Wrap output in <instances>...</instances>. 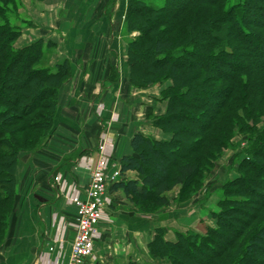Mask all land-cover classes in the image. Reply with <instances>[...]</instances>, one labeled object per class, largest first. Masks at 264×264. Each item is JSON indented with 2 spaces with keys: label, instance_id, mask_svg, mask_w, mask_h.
I'll return each mask as SVG.
<instances>
[{
  "label": "trees",
  "instance_id": "trees-1",
  "mask_svg": "<svg viewBox=\"0 0 264 264\" xmlns=\"http://www.w3.org/2000/svg\"><path fill=\"white\" fill-rule=\"evenodd\" d=\"M21 8L22 0H0V237L14 204L19 154L49 140L71 73L67 60L47 65L51 43L15 47L28 25ZM121 31L136 34L125 41L129 85L167 84L159 99L164 111L150 123L169 139L135 133L131 154L118 161L122 179L109 192L121 191L147 214L155 212L141 207H167L176 188V202H186L235 132L245 133L237 177L223 185L211 214L215 228L203 236L174 232L173 242L165 228L155 229L148 255L161 264H264V189L257 188L264 186V0H126ZM178 121L182 128L173 125ZM128 172L137 178L127 180Z\"/></svg>",
  "mask_w": 264,
  "mask_h": 264
},
{
  "label": "crops",
  "instance_id": "crops-1",
  "mask_svg": "<svg viewBox=\"0 0 264 264\" xmlns=\"http://www.w3.org/2000/svg\"><path fill=\"white\" fill-rule=\"evenodd\" d=\"M54 1L56 13L46 14L56 22L57 51L60 60L69 62L71 73L59 92L49 140L41 149L18 158L15 209L7 239L0 245V264H67L75 235V207L69 199L86 189L85 163L93 161L98 146L106 144L108 157L119 161L130 154L135 133L154 140L169 139L144 120L143 111L132 116L135 107L130 106L132 95L124 68L126 46L120 40L126 0H65V5L63 0ZM135 175L128 172L125 178L133 180ZM170 193L176 197L177 188L167 198ZM109 197L129 204L128 212L117 211L122 220L117 243L123 246L121 251H127L124 257H146L150 264H161L148 255L154 230L165 228L169 242L174 241V232L195 230V197L182 203L174 198L175 204L170 201L173 208L162 209L167 216L136 212L121 191L110 192ZM108 211L103 217L106 223L115 213ZM159 214H163L162 221ZM171 221L177 225L172 226Z\"/></svg>",
  "mask_w": 264,
  "mask_h": 264
},
{
  "label": "rangeland",
  "instance_id": "rangeland-1",
  "mask_svg": "<svg viewBox=\"0 0 264 264\" xmlns=\"http://www.w3.org/2000/svg\"><path fill=\"white\" fill-rule=\"evenodd\" d=\"M63 1H64L63 4L65 5L66 1L65 0ZM145 1L156 4V5H162L164 2V0H145ZM44 2H46V0L40 1V2L32 1V0H22L23 8H21L19 12L25 17V19L28 22V25L22 29L21 35L16 41L15 47L22 48L24 46H27L31 43L38 41L39 39L43 40L44 43L53 44L54 49L53 50L50 49L49 55H47L45 58L47 61V65L51 67L56 62H61L63 60H60L61 57L57 51L58 47L55 42L59 38L58 27L56 25V22L54 21V18H50L52 15H54V13H56L52 10V9H55L56 2L54 0H49L48 3L42 4ZM42 6H47V8L43 9V11H40L39 8H41ZM47 12L50 15V17L48 14H46ZM43 17H46V18H43ZM122 25H123V21H122ZM54 28H56L57 30ZM135 36L136 34L130 35V36H123V34L120 33V40L124 44V47L126 44L125 41ZM125 54H126V51H125ZM143 61H146V58L144 56H143ZM124 68L126 70V75H127L128 69L125 66ZM166 86L167 84H165L164 86L154 85V86H147V87H143L140 89H136V88H133L131 85H129V89H131L130 93L132 95L130 106L135 107V109L132 107L134 111L132 112V116H134L135 118L136 113H138L139 111H143L144 120L146 119L147 121H150V119L153 118L154 116L160 115L161 114L160 112L164 111V104L160 103L159 99H160L161 91L165 89ZM143 97L147 99L142 100L144 99ZM150 107L151 108L153 107V109L150 110L149 109ZM173 115H176V117L177 116L179 117L178 113L173 114ZM131 122L135 125V120H132ZM179 122L180 121L174 122L173 125L176 128H182L183 126H181ZM136 126L137 125H135V128ZM263 128H264V118L262 120V123L258 126L259 130H262ZM247 137L248 135L245 133L241 134V133L235 132L234 137L231 138L230 141L227 142L228 147L220 151V156L218 157L216 161L213 162V167L211 168L210 172L206 175L202 188L197 193H195V195H193L192 197V198L195 197L194 200H195V205L197 207L196 212L194 213V218H193L195 222V227H194L195 230L193 232L185 231V233H194V234L203 236L207 228H215V221L211 218V214L218 211V201L223 199L222 198L223 197L222 196L223 195V188H222L223 185L226 184V182L233 180L237 177V167L240 161H242L245 156L243 154V151L247 147V142H246ZM101 146H105L106 148V144L101 145ZM101 146L99 145L97 149V153L91 156V159L93 161L90 160L85 163V168L88 172V177L91 171L92 164H94L98 158L99 148ZM32 152L34 151L23 152V153H20L19 156L21 154L32 153ZM130 154H131V151H130ZM110 158L113 163H116V164L118 163V160H116V158H114L113 156L110 155ZM136 178H137L136 175L132 177L133 180H135ZM257 188L260 191H263L264 186L262 188L257 186ZM172 193L168 195L169 203L170 201H173L175 198ZM133 202L132 203L130 202L131 203L130 205H132L136 209L134 205L138 207V204L137 202L133 204ZM174 202L175 200L172 203ZM128 205L129 204H127L125 201L123 204L122 203L120 204L118 203L117 198H110V205L108 209L106 210V212L109 210L110 212L113 211L116 213L118 210H121V212L126 213L128 212V207H127ZM169 205H171V203ZM12 207H13L12 211L9 212L10 214L9 213L7 214L5 212L6 216L3 218L4 224L6 226V223H7V226L4 229L5 231L1 234L0 245L5 241V239H7V236H8V227H9L8 224H9L11 215L15 209L14 204L12 205ZM170 208H173V205H171ZM148 210L150 213L152 212L163 213V214L165 213L164 215L167 216L166 211L163 212L162 208L161 209H157L155 207L153 208L151 204H147V206L141 207V211L146 212ZM136 212L139 213L140 211H137L136 209ZM115 213L111 216L112 219H110L107 223L104 220H103L104 222L103 221H101L102 223L100 222L101 224L99 226V231H100L99 238L95 243L96 249L94 248L92 257L89 259V264H130V263L150 264L149 262L150 260L146 257H140V258L124 257V255L127 256L126 255L127 251L125 252L121 251L122 250L121 247L123 246L117 243L119 233L122 232L121 231L122 220L119 219L118 217L119 212H117L116 215ZM155 213H152V214L155 215ZM163 214H159L160 215L159 221H162L164 219L162 218ZM153 217L155 216L152 215V220H156ZM198 221H201V224H199ZM174 223L175 222L171 221L172 226H174ZM171 237L172 236H170V238ZM97 245L99 246L98 248H97ZM8 246H10V244Z\"/></svg>",
  "mask_w": 264,
  "mask_h": 264
},
{
  "label": "built area",
  "instance_id": "built-area-1",
  "mask_svg": "<svg viewBox=\"0 0 264 264\" xmlns=\"http://www.w3.org/2000/svg\"><path fill=\"white\" fill-rule=\"evenodd\" d=\"M121 179L118 164L110 161L105 146H101L83 194L77 193L69 199L75 207V235L67 264H89L99 238L100 222L110 205L109 189ZM58 180L55 178L54 182Z\"/></svg>",
  "mask_w": 264,
  "mask_h": 264
}]
</instances>
